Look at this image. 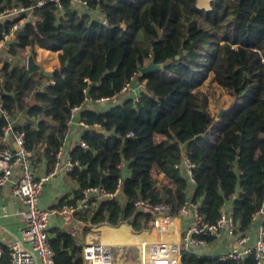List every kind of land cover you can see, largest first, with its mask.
<instances>
[{
  "label": "trees",
  "instance_id": "trees-1",
  "mask_svg": "<svg viewBox=\"0 0 264 264\" xmlns=\"http://www.w3.org/2000/svg\"><path fill=\"white\" fill-rule=\"evenodd\" d=\"M37 1L0 0V12L29 8ZM84 1L77 5L64 0L60 7L44 1L9 46L11 56L26 47L34 55L35 46L55 52L62 72L50 83L19 63L4 61L0 66L3 108L12 120L22 114L29 119L14 130L24 132L32 165L43 158L52 168L69 131L71 110L82 109L86 96L94 104L116 94L119 98L111 106L79 110V121L89 125L81 134L86 147L78 144L69 152L80 164L68 174L79 184L75 198L82 188L111 192L121 181L125 203L99 201L92 222L115 226L128 220L138 229L150 216L134 209L132 202L140 197L168 204L173 214L189 202L209 223L229 205L234 235L247 234L264 191V0H210L208 9L199 8L196 0ZM20 17L0 20V38ZM150 61L162 67L140 74L139 68ZM206 79L244 99L230 118L217 121L221 134L216 141L202 138L213 121L198 97ZM133 81L145 84L137 101L130 92L120 93ZM32 95L35 102L28 104ZM5 124L0 116V133ZM157 135L163 137L160 142ZM183 148L195 164L190 192L184 169L174 168ZM123 167L128 171L124 179ZM154 171L162 172L168 183L160 184ZM49 234L58 264H82L77 236L52 228ZM1 249L6 260L7 250ZM182 264L254 262H224L187 252Z\"/></svg>",
  "mask_w": 264,
  "mask_h": 264
},
{
  "label": "built area",
  "instance_id": "built-area-1",
  "mask_svg": "<svg viewBox=\"0 0 264 264\" xmlns=\"http://www.w3.org/2000/svg\"><path fill=\"white\" fill-rule=\"evenodd\" d=\"M44 1H51L60 7L64 0H38L29 8L15 6L10 10L0 12V20L11 16L28 13ZM77 5H85L84 0H69ZM20 22L12 24L8 32H3L0 38V49L11 41L13 34L19 29ZM86 81V79H84ZM145 87L144 82L139 84L138 91ZM130 84H126L120 93L130 92ZM84 92H86L84 90ZM118 95L95 99L93 103L111 102L118 100ZM138 100V96L134 97ZM92 100L85 97L83 106L91 104ZM81 107L76 106L71 110L69 122L76 116ZM0 116L4 117L6 124L0 133V143L11 141L13 148L0 149V187L9 185L14 196L20 201L23 218L22 225L18 228L17 236L14 240L6 244L7 259L3 260L0 249V264H58L55 260L54 251L50 245L49 221L57 214H70L76 210V206L62 204L59 207H42L40 205V193L44 183L53 176L63 171L70 173L77 166L78 161H72L70 157L64 159L63 148L59 147L55 153V160L51 170L39 176L35 175L29 151L25 148L24 132H14L13 120L2 106L0 99ZM79 125L83 128L89 127L82 121ZM99 129V124H93ZM216 135L208 137L210 141H216L221 132L216 128ZM128 136H133L130 132ZM82 147H86L81 142ZM17 147V148H15ZM181 162L174 165L178 169L182 166L190 184L194 185L192 169L194 162L182 151ZM16 168H19V175L14 176ZM264 186V181H263ZM121 191V181L119 180L113 191L109 192L102 187L88 186L80 191L79 207L87 209L94 201L104 199H116ZM135 210L147 212L152 219L151 229L153 237L146 242H140L138 246V256L132 260H120L122 252L115 256L111 245L90 238L81 248L80 256L82 264H182L186 253V248L190 246H203L207 238H217L223 231L228 235H234L235 222L231 206L223 208L214 222H206L197 212L196 205L185 202L178 210L180 214H192L189 225L178 230L176 216L172 213L171 207L163 202H155L150 198H137L132 202ZM264 191L260 196L258 209L251 217L252 222L258 224L256 234L251 237L249 234L237 235L235 243L225 251L215 255L220 261L241 262L246 258H252L254 264H264ZM78 225H83L79 220ZM94 238V239H93Z\"/></svg>",
  "mask_w": 264,
  "mask_h": 264
},
{
  "label": "crops",
  "instance_id": "crops-1",
  "mask_svg": "<svg viewBox=\"0 0 264 264\" xmlns=\"http://www.w3.org/2000/svg\"><path fill=\"white\" fill-rule=\"evenodd\" d=\"M210 4V0H196V5L199 8H204L208 9ZM23 15L25 17H23ZM18 16L20 17V22L19 24V29L20 26L27 20L29 17H31V13H25V14H19L15 16H11L12 18H16ZM2 20V19H1ZM18 29V30H19ZM15 38V33L13 34V37L10 42H8L5 46H3L0 49V66L4 61H9L11 63H19L21 65H24L26 67L27 63V58L29 57L30 53L32 54V49L30 47H26L23 51V53L19 54L18 56H11L9 55V46L10 44L14 41ZM34 51L36 56H33L34 62L43 70L46 72H51L54 70H59V61L57 59V54L55 52L39 48L37 46L34 47ZM33 55V54H32ZM147 65V64H146ZM35 76H41L40 79L44 80L46 83L51 82V77L52 76H45L42 74V72H33ZM134 80V79H133ZM140 83L132 82L130 84V94L132 95V98L135 96H138V86ZM31 98V97H30ZM116 101H111V102H102V103H94V104H86L82 109H79L80 111H83L84 109H94V110H100L104 107L111 106L115 103ZM220 110L219 113H217L216 118L211 119L213 120L211 123V126L202 134L203 139H208V137H213V135H216V123L219 119H228L232 115H228L227 118L223 115L225 112L224 111L221 113ZM79 112V111H78ZM78 112L76 116L68 122L69 124V131L66 134L64 145L62 146L63 148V154H64V159L69 156V152L78 144H80L81 141V134L83 131V127L79 125V119H78ZM220 114V116H219ZM224 116V117H222ZM29 121V119L25 116L18 115L16 117V120H13V128L17 127L18 125ZM99 131V129H97ZM14 132H16L14 130ZM157 142H160L163 137L160 135H157L155 137ZM3 148H13V145L11 141H8L6 143L2 144ZM185 148V146H184ZM183 148V150H185ZM32 155L30 154V157ZM34 173L35 175L39 176L41 174L47 173L50 171L51 167L48 168L45 160L41 158V160L33 166ZM122 171L126 174V177L128 176V171L125 167L122 168ZM19 175V168H16L14 176ZM153 175L156 177L158 182L160 184H167L168 179L165 177V175L162 172L157 173L156 171L153 172ZM153 176V178H154ZM184 176L186 177V173H184ZM189 188L188 192H190L193 188V185L190 184L189 180ZM79 189V184L75 181H72L68 175V173H65L63 171L59 172L55 176H53L51 179H49L46 183H44L41 193H40V205L42 207L50 208V207H59L62 204H71L76 206V210L73 213L70 214H57L53 216L50 221H49V229L52 228L54 230H62V231H67L68 233L77 236V245L80 247V251L82 246L90 239L91 233H87L88 230L90 229L91 225H95L94 227L96 228L97 226H100L99 228H96V230H100L103 235V239L100 242H103L105 244H109L111 246H119V245H124V246H131L138 244L140 242H146L150 240V238L153 237V230L151 229L152 226V219L151 218H145L141 224L140 227L141 230L145 232L142 235L140 233L134 234V233H125L122 235L121 233L115 232L114 229L111 227H105L107 223H93L92 222V216H93V208L94 206L101 200L99 201H94L91 203L90 207L87 209L79 207V199L75 198L74 191ZM117 201L120 204L125 203V197L120 191L118 194ZM223 208H228V206H223L220 210ZM21 210L22 206L20 201L16 198V196L13 195L11 188L9 185L6 186H1L0 187V249L2 247L6 248V244L12 240L15 239L17 236L18 228L22 225L23 223V218L21 215ZM141 212V211H139ZM176 216V224L178 226V230H182L183 227L187 226L190 224L191 219H192V214L187 213V214H180L177 212L175 214ZM151 221V225H148L146 220ZM81 221L83 225H78V221ZM126 222L132 229L133 227L131 226L130 222L128 220H122ZM120 221V222H122ZM119 222V223H120ZM118 223V224H119ZM98 224V225H96ZM117 224V225H118ZM109 225V224H107ZM115 225V226H117ZM113 226V225H109ZM113 226V227H115ZM258 224L256 222H252V225L248 229L247 234H249L251 237L254 238L256 234V229H257ZM138 228V229H139ZM93 230V229H91ZM95 230V229H94ZM137 232V231H135ZM151 232V233H149ZM90 234V235H88ZM111 235L110 237L104 239L106 235ZM51 235V234H50ZM53 235V233H52ZM51 235V237H52ZM147 235V236H146ZM142 237L148 238L147 240H143ZM237 235H228L225 233V231L222 232V234L217 237L213 238L211 242H206L205 245L203 246H190L186 248V253H192L195 255H212L215 256L220 252L225 251L227 248H229L231 245L235 243ZM94 239V238H93ZM126 241H131L130 243H126ZM2 250V249H1ZM7 250V248H6ZM185 253V254H186ZM80 256V252H79ZM81 259V256H80ZM82 262V260H81Z\"/></svg>",
  "mask_w": 264,
  "mask_h": 264
},
{
  "label": "rangeland",
  "instance_id": "rangeland-1",
  "mask_svg": "<svg viewBox=\"0 0 264 264\" xmlns=\"http://www.w3.org/2000/svg\"><path fill=\"white\" fill-rule=\"evenodd\" d=\"M197 90H198V97L201 100L203 109L209 114V116L212 119L216 118L217 116L216 114L219 113L220 110H224V109L225 112L223 115L225 116V118H227L228 115H232L237 110V108L244 102L243 98H237L236 96H233L227 90H223L222 88L218 87L215 83L211 82V79H206L204 83ZM94 226L95 225H91L87 233H91L92 237H94L97 241H101L103 239L104 234H102L100 230L98 231L96 230V228H99L100 226H97L96 228ZM105 227H109V228L111 227L112 229L115 230V232L121 233L122 235L131 232L134 234L140 233L142 235L143 233L141 232H145L144 230L142 231L141 228L132 229L124 221L120 222L115 227L109 226L107 224ZM110 236H111L110 234L106 235L104 239ZM142 239L147 240L148 238L142 237ZM130 242L131 241H126V243H130ZM138 250H139L138 246H134V245L131 246L119 245L112 247V252L115 256L119 253V251L122 252V255L119 257V259L123 261L136 259L138 256Z\"/></svg>",
  "mask_w": 264,
  "mask_h": 264
},
{
  "label": "water",
  "instance_id": "water-1",
  "mask_svg": "<svg viewBox=\"0 0 264 264\" xmlns=\"http://www.w3.org/2000/svg\"><path fill=\"white\" fill-rule=\"evenodd\" d=\"M162 65H159V64H154L152 61H150L147 65L143 66V67H140L139 68V72L140 74H145L147 72H150V71H153V70H156V69H159L161 68ZM26 69L29 71V73H33V72H42V74H44L45 76H54L56 74H59L62 72V70L58 71V70H54V71H51V72H46V71H43L35 62H34V58H33V55H29V57L27 58V63H26ZM35 102V97L34 95L31 96V98L28 100V104H32ZM224 111V110H223ZM221 111V113L223 112ZM220 116V114H219ZM17 148V147H15ZM121 177L122 179L126 178V174L122 171L121 172ZM141 211V210H140Z\"/></svg>",
  "mask_w": 264,
  "mask_h": 264
},
{
  "label": "bare ground",
  "instance_id": "bare-ground-1",
  "mask_svg": "<svg viewBox=\"0 0 264 264\" xmlns=\"http://www.w3.org/2000/svg\"><path fill=\"white\" fill-rule=\"evenodd\" d=\"M106 245H109V244H106Z\"/></svg>",
  "mask_w": 264,
  "mask_h": 264
}]
</instances>
